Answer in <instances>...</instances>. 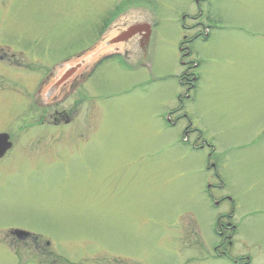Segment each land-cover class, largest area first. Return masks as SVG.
Masks as SVG:
<instances>
[{"label":"rangeland","instance_id":"rangeland-1","mask_svg":"<svg viewBox=\"0 0 264 264\" xmlns=\"http://www.w3.org/2000/svg\"><path fill=\"white\" fill-rule=\"evenodd\" d=\"M140 22L143 47L120 38ZM193 35L183 106L211 157L166 121ZM0 133V264H235L213 249L231 211L230 255L264 264V0H0Z\"/></svg>","mask_w":264,"mask_h":264},{"label":"flooded vegetation","instance_id":"flooded-vegetation-1","mask_svg":"<svg viewBox=\"0 0 264 264\" xmlns=\"http://www.w3.org/2000/svg\"><path fill=\"white\" fill-rule=\"evenodd\" d=\"M208 3L210 0H205ZM144 30V29H142ZM145 38L142 39L143 43H141V47H143L146 44V40L148 38V35L150 34V28L147 30L145 28ZM149 34H148V33ZM199 40L202 42H207L208 37L203 35H193L191 38L186 40V36L184 37V41L181 45V52H182V74L178 77V81L180 82L183 89L185 88V94L179 96V105L175 110H171L166 117V121L168 122L169 126H177L181 122H183L185 119L188 121L185 108L183 106V101H192L195 100V98L192 97V93H194L197 89V82L199 78L197 77L196 70L199 68V64H197L195 61L191 60L192 54L190 51V45L194 42V40ZM120 58L122 62L127 58L126 54L121 55ZM75 75V70L73 73L68 77L67 81L71 79ZM80 75V76H79ZM78 77L75 78L73 82L70 84V92L77 90L78 87H80L83 84V81L85 80V76L79 74ZM175 116L174 120H172V117ZM193 137V139H192ZM182 144L184 146H187L192 151H204L208 150V154L210 157L215 152L214 146L203 139L202 132H200L198 129L193 127V125L188 121V125L184 128L183 134H182ZM238 148V146H236ZM5 156V155H4ZM0 158V160H2ZM210 162L212 160L210 159ZM208 170L211 172H214V174L217 176V170L218 167L215 163H209ZM218 183L213 185L210 184L208 187V194L210 196L212 195V189H223L224 184L220 180V178H217ZM226 199L220 198V201H217L216 206L219 207L221 204V201H224ZM235 219V213L231 211L230 213H223L218 216L216 222H215V229L214 232L218 237V243L214 246V254L215 257L221 258V259H229L232 260L235 264H255L249 258L248 256L243 257H237L233 258L230 255V250L233 249V241L232 239L236 237L237 234V225L234 223ZM13 236H15L16 239L20 240L21 242H25L27 238H29V233L20 229H15V231L12 233ZM46 245L49 244L46 242Z\"/></svg>","mask_w":264,"mask_h":264},{"label":"water","instance_id":"water-1","mask_svg":"<svg viewBox=\"0 0 264 264\" xmlns=\"http://www.w3.org/2000/svg\"><path fill=\"white\" fill-rule=\"evenodd\" d=\"M147 30V26L145 25H134L130 29L127 30L120 38L124 39L126 37L132 36L135 33H139L142 29ZM12 148V142L10 141V136L7 133H0V158L4 157V155Z\"/></svg>","mask_w":264,"mask_h":264},{"label":"bare ground","instance_id":"bare-ground-1","mask_svg":"<svg viewBox=\"0 0 264 264\" xmlns=\"http://www.w3.org/2000/svg\"><path fill=\"white\" fill-rule=\"evenodd\" d=\"M127 18H130V17H129V16H126V17L120 19L119 22H118V23L115 25V27L113 28V29H114L113 32L118 31V30L120 29V26L123 25V23L125 24V22H127V21L130 20V19H127ZM125 25H126V24H125ZM132 26H133V24H130L129 29H130ZM133 39L136 40L137 37H135V38H133ZM131 42H132V41H128V42H127L128 44H127V43H126V44L129 45ZM137 43H138L139 45H141V43H143V41L140 40V38H139V41H138ZM97 52H98V51H97ZM97 52H94V53L90 54L89 57H87L85 60H86V61H89V59H91L93 56H95V54H96ZM73 71H74V68L70 69L69 71H66V72L63 74V76L59 79V81L64 82L65 80H67L68 77L73 73Z\"/></svg>","mask_w":264,"mask_h":264},{"label":"trees","instance_id":"trees-1","mask_svg":"<svg viewBox=\"0 0 264 264\" xmlns=\"http://www.w3.org/2000/svg\"><path fill=\"white\" fill-rule=\"evenodd\" d=\"M114 14H115V13H114ZM111 21H112V18L107 16V18H106V19L103 21V23H102L103 26L101 27V30H100V33H101V34L105 31L107 25L110 24Z\"/></svg>","mask_w":264,"mask_h":264}]
</instances>
